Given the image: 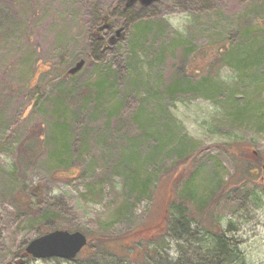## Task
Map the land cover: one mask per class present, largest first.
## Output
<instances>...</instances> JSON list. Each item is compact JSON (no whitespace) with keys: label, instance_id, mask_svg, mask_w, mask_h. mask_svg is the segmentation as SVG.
I'll use <instances>...</instances> for the list:
<instances>
[{"label":"rangeland","instance_id":"374dc122","mask_svg":"<svg viewBox=\"0 0 264 264\" xmlns=\"http://www.w3.org/2000/svg\"><path fill=\"white\" fill-rule=\"evenodd\" d=\"M185 75L209 81L170 96ZM221 229L264 264V0H0V264H195ZM55 230L89 245L27 253Z\"/></svg>","mask_w":264,"mask_h":264},{"label":"trees","instance_id":"16d2710c","mask_svg":"<svg viewBox=\"0 0 264 264\" xmlns=\"http://www.w3.org/2000/svg\"><path fill=\"white\" fill-rule=\"evenodd\" d=\"M250 32V30H247ZM217 54L216 58H225L229 52L225 48L219 47L216 50H214ZM215 58V60H216ZM197 73V72H196ZM196 77V75H190L189 77ZM186 77V75L182 78H175L173 79L172 83H169L168 87L166 88V92L172 96L173 94H177L180 92H188L192 90H198L201 89L202 86H204L208 81V77H203L202 80L197 81L194 83L191 78ZM104 80L100 81L97 86L100 93L103 90V84ZM175 84V85H174ZM67 125L64 124V126L58 127L57 133L58 137H62L66 139L65 133ZM35 137V136H34ZM33 143L29 142L26 146L28 147V151L26 150V155L24 158V162L29 163L31 157L34 155V151L36 152L38 148V142L35 139H32ZM67 143L68 140L66 139ZM56 147V146H55ZM185 146L181 145L182 151L185 150ZM30 150V151H29ZM180 151L181 157L183 156L184 152ZM250 153L252 155H250ZM24 154V153H22ZM247 155L255 159V156L258 155L254 150L248 151ZM259 160V158H257ZM249 161V160H248ZM251 161V160H250ZM23 162V163H24ZM68 167V168H67ZM74 171L73 169H70L69 165L65 166V169H61L59 172L55 173V176L60 178V176H64V174L67 175ZM149 180L143 182V188L146 189V187L149 184ZM139 184V182H138ZM137 185V182L135 183ZM180 196V195H179ZM19 200V198H18ZM178 203V202H177ZM175 203L174 207L172 208V214H170L169 217V224L167 226V234H171L175 236L178 239V242L180 243L181 240H186V238H189L193 236L192 233V227L191 223L195 222V220L190 216L187 215L186 208L182 205H177ZM16 204V203H15ZM200 220V218L198 219ZM197 223V222H196ZM214 241L211 242L210 247L208 248V252L201 254L197 257L195 264H232L235 260H237V256H239L236 251L232 248V240L227 235V232L225 229H221L220 231H213ZM103 240V238H102ZM178 243V246L182 248V246ZM152 250H154L152 248ZM156 252V251H155ZM26 254V253H25ZM99 252L95 251V256H97ZM27 255V254H26ZM149 255V252H148Z\"/></svg>","mask_w":264,"mask_h":264},{"label":"water","instance_id":"95a60500","mask_svg":"<svg viewBox=\"0 0 264 264\" xmlns=\"http://www.w3.org/2000/svg\"><path fill=\"white\" fill-rule=\"evenodd\" d=\"M159 0H127V7L139 2L142 6H149ZM106 24L104 27H110ZM104 27H100L104 28ZM119 29L117 34L123 37ZM115 41V40H113ZM86 61H78L71 69L69 74H76L83 68ZM87 244V236L81 231L69 232L66 230H55L32 240L26 247L27 253L35 258L60 257L63 259H74L81 249Z\"/></svg>","mask_w":264,"mask_h":264},{"label":"flooded vegetation","instance_id":"af4514ba","mask_svg":"<svg viewBox=\"0 0 264 264\" xmlns=\"http://www.w3.org/2000/svg\"><path fill=\"white\" fill-rule=\"evenodd\" d=\"M102 40H105V37L104 36H102V37H100Z\"/></svg>","mask_w":264,"mask_h":264}]
</instances>
